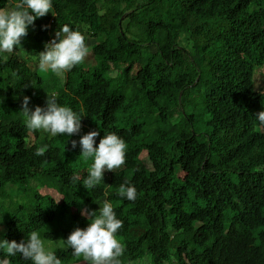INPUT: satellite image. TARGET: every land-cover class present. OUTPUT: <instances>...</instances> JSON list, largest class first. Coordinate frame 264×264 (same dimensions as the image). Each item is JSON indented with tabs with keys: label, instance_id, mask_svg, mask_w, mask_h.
I'll return each instance as SVG.
<instances>
[{
	"label": "trees",
	"instance_id": "1",
	"mask_svg": "<svg viewBox=\"0 0 264 264\" xmlns=\"http://www.w3.org/2000/svg\"><path fill=\"white\" fill-rule=\"evenodd\" d=\"M19 2L0 0V9ZM52 4L55 16L37 18L22 46L0 53V239L19 243L38 231L46 246L60 242L51 249L62 264L81 262L61 243L89 225L72 209L98 211L108 201L123 222L122 264L145 257L152 264H264V125L256 116L264 93L254 81L264 68V0ZM65 24L87 46L95 40V64L86 69L84 61L63 78L44 76L38 53ZM112 64L125 67L113 71ZM53 93L83 116L78 134L27 129L24 97L34 111ZM90 131L99 132L95 147L115 133L127 149L125 164L88 190L83 180L94 160L79 156V140ZM44 145L45 155H35ZM126 182L137 190L135 201L118 194ZM44 185L62 202L42 195ZM6 258L31 264L19 254Z\"/></svg>",
	"mask_w": 264,
	"mask_h": 264
},
{
	"label": "clouds",
	"instance_id": "2",
	"mask_svg": "<svg viewBox=\"0 0 264 264\" xmlns=\"http://www.w3.org/2000/svg\"><path fill=\"white\" fill-rule=\"evenodd\" d=\"M49 12L54 15L52 0H20L11 10L0 9V53L11 54L14 49L22 46V38L28 35V27L33 25L37 18L44 17ZM85 39L80 31L72 30L69 25L60 26L55 38L45 43L44 50L38 53L39 71H51L62 77L65 72L82 64L90 53ZM29 101L30 98L25 96L21 105L29 131L43 130L52 137H70L81 131L83 116L70 107L60 106L55 93L47 94L46 106H36L34 111L29 108ZM256 116L260 124L264 125V111L258 112ZM98 135V131H90L79 140V156L85 161L90 158L94 160L88 168L87 178L83 180V185L88 190L103 181L106 170L114 172L126 162L127 144L121 137L109 133L104 135L98 147H95V138ZM71 144L74 149L77 141L73 140ZM47 150V145L39 147L35 155L44 156ZM76 179L78 178L74 177L73 182ZM118 194L129 201H135L137 198L136 188L127 182L120 185ZM81 215L89 220L88 227L76 228L66 240H61L63 245L72 250L74 256L83 259L72 264H122L120 257L125 253V245L117 238V233L123 227V222L117 219L112 204L105 201L98 211L82 208ZM0 250H3L6 257L19 254L23 259L31 261V264H62L51 247L46 246L38 231H31L29 238L19 243L15 240L9 242L0 239ZM6 257L0 259V264H10Z\"/></svg>",
	"mask_w": 264,
	"mask_h": 264
},
{
	"label": "rangeland",
	"instance_id": "3",
	"mask_svg": "<svg viewBox=\"0 0 264 264\" xmlns=\"http://www.w3.org/2000/svg\"><path fill=\"white\" fill-rule=\"evenodd\" d=\"M7 9V8H6ZM187 36V35H186ZM95 40L94 39H89V41H88V47L90 48V53H89V55L85 58V64H84V66H85V68L87 69V67H86V65L87 66H91V65H94L95 64V60H94V57H93V53H92V49H93V47L95 46ZM30 66L31 67H35L36 66V64H35V61H32L31 63H30ZM120 67H125V65H113L112 64V70L113 71H117ZM139 70V66L138 65H136L135 66V71L132 73V75H131V78H134L135 77V75H136V73H137V71ZM50 76H51V74H54V73H52L51 71H48L47 72ZM43 75L44 76H47V74H45V73H43ZM55 76H56V74H54ZM65 76V73H64V75L61 77V76H59V77H61V78H63ZM254 81L256 82V86H257V90H259L260 92H263L264 93V68H262V69H258L257 71H256V74L254 75ZM170 116H171V118H172V120H176V119H178V116L176 115V114H174V113H170ZM28 141V143H34V141H35V138H34V136L31 134L30 136H29V139L27 140ZM146 157H147V153L146 152H143L142 154H141V158H142V160H146ZM47 170H48V168H44V169H40L39 170V172L40 173H45V172H47ZM82 174H83V171H79V172H77V176L78 177H81L82 176ZM180 176L181 177H183L184 176V173L182 172V173H180ZM35 182L33 181V184H34ZM45 187H42V186H40V188H39V192L42 194V195H51V196H53L54 197V199L58 202V203H61L62 202V196L57 192V191H55L56 189L55 188H51V187H48V185H44ZM109 192H114L115 191V189L113 188V187H109ZM72 211H73V213H76V214H81V210H78V209H76V208H74V209H72ZM140 233V231L139 230H134L133 232H132V235H138ZM179 242V238L177 237V236H175L174 238H173V240H172V243L173 244H177ZM60 244V242H58V241H56V242H50V243H48V245L53 249V248H55V247H57L58 245ZM80 264H84V262H82V263H80ZM135 264H152V261H151V259L149 258V257H145L143 260H140V261H138L137 263H135Z\"/></svg>",
	"mask_w": 264,
	"mask_h": 264
}]
</instances>
